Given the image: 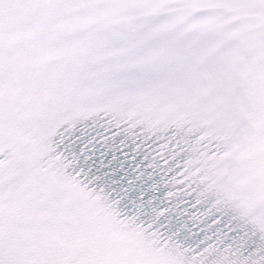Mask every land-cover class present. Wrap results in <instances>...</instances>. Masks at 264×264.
Instances as JSON below:
<instances>
[{"label": "snow or ice", "instance_id": "obj_1", "mask_svg": "<svg viewBox=\"0 0 264 264\" xmlns=\"http://www.w3.org/2000/svg\"><path fill=\"white\" fill-rule=\"evenodd\" d=\"M262 141L264 0H0V264H264Z\"/></svg>", "mask_w": 264, "mask_h": 264}]
</instances>
